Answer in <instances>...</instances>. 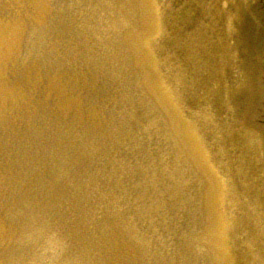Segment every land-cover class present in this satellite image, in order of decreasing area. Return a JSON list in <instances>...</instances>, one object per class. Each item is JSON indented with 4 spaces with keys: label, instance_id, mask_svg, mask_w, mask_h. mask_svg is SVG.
Listing matches in <instances>:
<instances>
[{
    "label": "rangeland",
    "instance_id": "374dc122",
    "mask_svg": "<svg viewBox=\"0 0 264 264\" xmlns=\"http://www.w3.org/2000/svg\"><path fill=\"white\" fill-rule=\"evenodd\" d=\"M248 2L157 0L150 70L128 42L136 0H0V264H213L205 175L178 154L155 71L240 194L230 247L264 264V152L240 121L263 35Z\"/></svg>",
    "mask_w": 264,
    "mask_h": 264
},
{
    "label": "bare ground",
    "instance_id": "6f19581e",
    "mask_svg": "<svg viewBox=\"0 0 264 264\" xmlns=\"http://www.w3.org/2000/svg\"><path fill=\"white\" fill-rule=\"evenodd\" d=\"M247 1V0H246ZM264 0H253L248 2V10L250 15V24L254 20L258 25L263 28V35L257 40L260 59L254 65V82L257 88V94L253 102L244 109L240 114V121L247 125L246 129L250 131L249 134L254 137L251 138V144L257 145L258 151L263 155L264 152V4H260ZM256 2L257 7H253ZM139 13L135 9L136 16L134 17V26L136 28L135 34L129 33L128 39L131 43L132 50L135 53H140L145 69L155 70L157 66L156 56L153 50L152 40L155 36L163 31V25L160 18V11L158 9L157 0H136ZM260 6V8H259ZM259 9V10H258ZM46 13V9L40 5V13L42 16ZM237 20V18L235 19ZM263 36V37H262ZM3 40V39H2ZM17 46L12 45L9 49L7 58L15 57ZM262 56V57H261ZM153 78L150 79L152 90L161 105L169 110L171 115L172 132L177 139L178 146L181 152L179 156L187 158L194 166L203 170L205 175L202 190V202L204 212L208 215V224H206L199 235L203 244L207 247L210 255L212 256L213 264H240L238 252L233 250L229 244L230 236L235 237L241 226H231L227 220L229 213L224 210L225 206H235L239 204L237 200L238 194L235 188L234 181L229 178L226 181L223 174L219 173L218 167L213 165L210 161L208 139L206 131L204 134L201 130L195 127L194 124L187 122L180 113L179 107L175 102L174 95L170 90L168 84L165 82L164 77L158 71H155ZM202 113H207L203 111ZM256 140V141H255ZM176 143V144H177ZM263 151V152H262ZM264 156V155H263ZM264 161V159H263ZM222 175V176H221ZM254 198H252L253 200ZM251 200V201H252ZM254 202V201H253ZM252 213V212H251ZM257 214L255 215L256 218ZM254 218V219H255ZM264 229V226H263ZM230 235V236H229ZM238 257V258H237ZM242 264H252L249 260H243Z\"/></svg>",
    "mask_w": 264,
    "mask_h": 264
}]
</instances>
